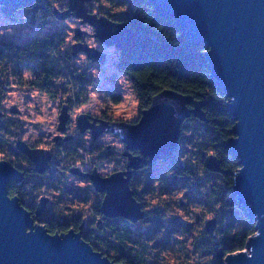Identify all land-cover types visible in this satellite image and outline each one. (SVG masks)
<instances>
[{
  "label": "trees",
  "instance_id": "trees-1",
  "mask_svg": "<svg viewBox=\"0 0 264 264\" xmlns=\"http://www.w3.org/2000/svg\"><path fill=\"white\" fill-rule=\"evenodd\" d=\"M65 7L66 0H38L15 10L11 16L5 15L8 22L28 27L33 35L22 39L0 37V105L6 100L5 87L11 80L17 81L18 86L28 84L49 99H64L75 106L89 99L94 76L77 65L66 46L67 37L52 13L54 8ZM88 7L141 32L138 41L116 51L118 71L135 93L139 111L147 109L157 93L171 89L202 103L206 122L186 119L173 154L149 164L158 172V206L149 220L145 219L136 232L127 230L120 219L103 220L99 225L96 220L88 221L87 227L80 230L81 239L121 264H223L217 251L222 249L227 254L243 250L246 239L255 233V223L231 193L239 166L225 143L232 137L234 122L225 108L227 98L211 78L203 59L206 48L187 41L173 21L157 14L145 0H93ZM103 96L112 104L121 101L120 96L105 91ZM22 127L19 122L1 125L0 148L11 147L20 154L14 143L21 136ZM9 148L0 151V155H6ZM72 152L71 156L80 153L75 149ZM209 155L219 160L226 174L206 169L205 158ZM115 156L111 151V165ZM2 158L10 162L8 155ZM61 181L53 174L45 183L46 189L55 192ZM7 190L11 195L9 185ZM173 191L177 192L172 195ZM179 200H187L188 209L180 210ZM77 202L85 204L67 196L60 201L51 200L48 210H55L57 219L40 223L52 235L67 231L71 226L58 218L60 211L74 213ZM213 219L215 229L210 234L205 223ZM81 223L73 221L77 229Z\"/></svg>",
  "mask_w": 264,
  "mask_h": 264
},
{
  "label": "water",
  "instance_id": "water-1",
  "mask_svg": "<svg viewBox=\"0 0 264 264\" xmlns=\"http://www.w3.org/2000/svg\"><path fill=\"white\" fill-rule=\"evenodd\" d=\"M32 1L38 0H0V9L11 16ZM92 1L66 0L64 9L54 8L52 13L57 20L74 18L80 25L90 26L92 36L105 48L121 51L139 40L141 32L92 12L88 7ZM145 1L157 14L173 21L187 41L206 48L203 59L211 78L227 98L225 108L234 122L232 137L225 143L239 166L231 193L255 223V233L246 239L243 250L225 254L219 249L217 258L223 264H264V0ZM74 39L70 46L73 57L82 53L90 63H106L107 54L86 42V32L75 30ZM202 106L190 96L165 89L151 99L147 109L139 111L136 121L96 123L89 122L87 114H80L76 123L81 133L89 130L93 139L103 134L118 137L126 145L128 168L137 169L171 156L186 119L206 122ZM69 119V108L63 105L57 129L64 130ZM16 148L33 163L34 172L43 175L50 167V151L30 148L21 140ZM131 149H137L140 155L133 156ZM205 167L210 172L226 174L214 155L205 158ZM129 175L115 172L101 177L93 170L89 177L95 190L104 193L101 214L135 223L145 217V212L132 197ZM22 178L18 170L0 160V264H121L95 251L73 230L52 235L34 222L19 200L7 192L9 182H20ZM47 201L40 199L36 215H40ZM214 228L215 222L209 220L206 231L212 233Z\"/></svg>",
  "mask_w": 264,
  "mask_h": 264
},
{
  "label": "flooded vegetation",
  "instance_id": "flooded-vegetation-1",
  "mask_svg": "<svg viewBox=\"0 0 264 264\" xmlns=\"http://www.w3.org/2000/svg\"><path fill=\"white\" fill-rule=\"evenodd\" d=\"M25 75L28 76V72L25 73ZM107 78L109 79V83L104 88L103 93L105 91L106 93L121 97L120 91L113 85L112 77L110 78L107 76ZM5 89L6 93L11 90H16L19 92H23V90H34L39 92L37 89L29 86L28 84L18 86L17 81L12 80L10 81V84L5 87ZM105 99L107 100L108 98L105 97ZM51 100H54L58 103V111L63 105H67L69 108L70 119L66 123L64 130L59 131L56 126L55 130L53 131H48L45 134H40L35 137H28L26 139L23 138V134L25 132V125H23L24 121L20 119L23 111L18 110L17 105L15 104L13 107H5L3 104L0 105V127L4 123L10 122H19L23 125L21 136L15 140V149L17 142L21 140L25 142L30 148L47 150L50 151L52 155L50 167L43 175H41L34 172L33 163L20 151L17 150L20 153L17 154L16 151H14L11 147H8L9 152H7L6 155H4L5 153H1L0 160H5L2 157L8 155L11 163L7 160L5 161L18 170L23 177L22 181L20 182L12 181L7 184L9 185V192L11 194H8L9 197H16L19 200L20 205L31 214L33 221L36 223L47 220H56V211L53 210L52 212L48 210V208L52 206L51 200L56 202L67 196L68 198L73 197L77 199V201L82 200L85 202V204L77 202L78 204L76 205V208L78 210H76L74 213L67 212L65 210L60 211V216L58 218H60L61 221L67 222L66 226H71L69 229H67V231L73 230L76 233L81 234L80 230H83L87 227L88 221L96 220L98 222L97 225H99L103 220L120 219L126 225L127 230L136 232V230L141 225H143L145 219L149 220V216L157 211L158 186L156 184L158 183V172L154 171V166H150L149 164L141 165L137 169L128 168L129 158L127 155H124L126 150V145L124 143L121 141L118 142V145L113 149L112 145L108 144L109 142L107 140L102 141L101 138L104 134L97 137L96 139H93L89 130L81 133L77 127L76 121L73 123L71 118V112L77 110L80 106H75L73 102L68 103L65 102L64 99L62 100L60 98ZM81 114H87L89 116V122H92V120H95L96 123H98L99 120H105L109 122L117 121L112 119L111 116L106 114L104 111L93 114ZM80 147L83 148L81 152L79 150ZM8 148L5 146L4 148H0V151L5 152ZM74 149L78 150L80 153L71 156ZM113 150L116 155V160L114 161V164L111 165V151ZM129 153L135 157L140 155L137 149H131ZM68 160L71 162L63 164L64 161ZM73 170H75V172H73ZM93 170L98 172L99 176L101 177H107L115 172H129L130 175L128 178V183L132 192V197L140 205L141 210L145 212V217L142 220L133 223L123 217L108 218L101 214L100 203L103 199L104 193L96 191L92 186L89 176L92 174ZM53 174H57V178L62 179L61 183L59 184V189H56L55 192L47 190L45 186L46 181ZM70 177L75 179V181L69 182ZM36 181H39L40 183H36ZM176 192L177 191H173L172 195H174ZM41 198H47L48 201L40 215H36L37 205ZM187 203V200H179V209H188ZM79 220L82 223L77 229L73 224V221ZM214 220L215 219H213V221ZM40 224L44 226V223Z\"/></svg>",
  "mask_w": 264,
  "mask_h": 264
},
{
  "label": "rangeland",
  "instance_id": "rangeland-1",
  "mask_svg": "<svg viewBox=\"0 0 264 264\" xmlns=\"http://www.w3.org/2000/svg\"><path fill=\"white\" fill-rule=\"evenodd\" d=\"M97 13L96 11H93ZM98 14V13H97ZM57 26L61 32L67 37V47L70 50L71 44L74 41V32L79 29L86 32V42L90 46L107 54L106 63L99 65L97 63L87 62L85 55L80 53L75 57L78 66L86 68L88 73L94 76V85L89 89V99L82 104L77 110L71 112L72 122L75 123L76 118L81 113H98L104 111L110 115L112 119L117 121H136L139 117L138 99L133 92L127 78L120 74L116 64V50L114 47L105 48L101 43L92 36V28L88 25H80L79 21L74 18H68L64 21L57 20ZM28 27L14 25L7 21L5 15L0 9V37L1 38H16L22 39L27 35L32 36L33 32H29ZM108 77H112L113 85L121 93V101L117 104H112L103 96V90L109 83ZM17 105L18 110L23 111L20 119L24 121L25 132L23 138L35 137L40 134H45L48 131L55 130L58 124V103L49 99L46 95L34 90L9 91L3 105L5 107H13ZM102 141L107 140L110 145L117 146L120 142L119 138L104 134ZM118 140V141H117ZM110 169V168H108ZM65 179V178H64ZM67 180V179H65ZM75 179L69 178V182H74ZM68 182V183H69ZM82 184V183H81ZM84 185V184H82ZM68 187V185L66 184Z\"/></svg>",
  "mask_w": 264,
  "mask_h": 264
}]
</instances>
